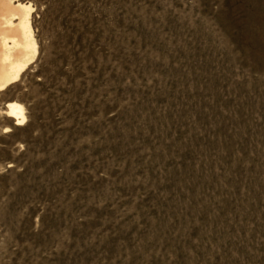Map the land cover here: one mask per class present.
I'll use <instances>...</instances> for the list:
<instances>
[{
	"label": "rangeland",
	"instance_id": "1",
	"mask_svg": "<svg viewBox=\"0 0 264 264\" xmlns=\"http://www.w3.org/2000/svg\"><path fill=\"white\" fill-rule=\"evenodd\" d=\"M0 3V264H264V0Z\"/></svg>",
	"mask_w": 264,
	"mask_h": 264
},
{
	"label": "bare ground",
	"instance_id": "2",
	"mask_svg": "<svg viewBox=\"0 0 264 264\" xmlns=\"http://www.w3.org/2000/svg\"><path fill=\"white\" fill-rule=\"evenodd\" d=\"M2 4L0 3V8L3 7L7 15L4 20H0V23L2 21V24L6 25L7 34L0 39V92L5 90L12 80L19 77L28 62L30 53L36 51L33 32L29 20L24 15V11L29 10L30 6L16 5L15 8L21 11V16L18 24L15 25L13 18L17 15L13 13L12 5ZM10 34L13 35L10 36ZM7 115L17 122V126H23L25 123L24 108L17 103L8 105Z\"/></svg>",
	"mask_w": 264,
	"mask_h": 264
}]
</instances>
